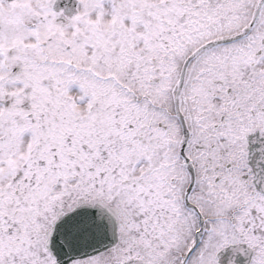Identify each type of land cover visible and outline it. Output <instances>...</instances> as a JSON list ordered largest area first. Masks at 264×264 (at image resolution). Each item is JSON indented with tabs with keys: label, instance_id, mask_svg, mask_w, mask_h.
I'll return each instance as SVG.
<instances>
[{
	"label": "snow or ice",
	"instance_id": "snow-or-ice-1",
	"mask_svg": "<svg viewBox=\"0 0 264 264\" xmlns=\"http://www.w3.org/2000/svg\"><path fill=\"white\" fill-rule=\"evenodd\" d=\"M0 264H264V0H0Z\"/></svg>",
	"mask_w": 264,
	"mask_h": 264
},
{
	"label": "flooded vegetation",
	"instance_id": "flooded-vegetation-1",
	"mask_svg": "<svg viewBox=\"0 0 264 264\" xmlns=\"http://www.w3.org/2000/svg\"><path fill=\"white\" fill-rule=\"evenodd\" d=\"M57 6L69 10L74 6V0H57Z\"/></svg>",
	"mask_w": 264,
	"mask_h": 264
}]
</instances>
